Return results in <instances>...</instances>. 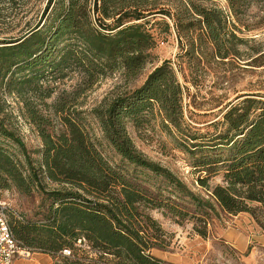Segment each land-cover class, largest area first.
<instances>
[{
	"label": "trees",
	"instance_id": "obj_1",
	"mask_svg": "<svg viewBox=\"0 0 264 264\" xmlns=\"http://www.w3.org/2000/svg\"><path fill=\"white\" fill-rule=\"evenodd\" d=\"M52 1L48 0L45 14ZM188 9L192 13L186 18L189 25L196 26V35L183 38L179 32L182 24L174 20L182 53L179 57L192 55L197 49L203 55L204 37L214 44L215 57L228 58L231 53L218 45L226 37L221 11L192 3L187 4ZM154 14L170 16L169 10L154 0H65L51 26L42 27L44 24L38 22L18 38L0 39V136L12 140L23 156L22 162L15 160L0 147V190L14 188L29 194L33 188L44 191L49 184L56 185L46 191L52 201L46 208L45 223L15 221L11 225L15 237L31 251L56 254L69 250L71 256L62 257L63 264H81L86 256L91 264H162L149 252L159 238L149 236L142 224L148 217L141 207L152 201L113 168L103 145L128 163L175 183L192 199H199L169 170L139 151L126 130L127 121L156 106L164 120L179 131L183 87L169 62L155 67L141 85L115 91L91 108L100 132L98 138L71 117L66 104L75 98L45 103L52 89L43 87L41 81L54 73L62 78L66 69L75 66L81 67L86 84H93L108 72L121 71L127 81L137 78L147 63L148 51L156 44L145 21ZM162 24L167 32L168 24ZM2 88L8 93L14 91L24 107V117L36 128L41 141L37 160L5 126L10 114L1 96ZM252 111L258 113L250 118ZM54 116L61 122L58 130L51 125ZM221 117L224 130L211 138L215 142L211 147L225 149L227 154L223 160L214 155L211 161L199 165L222 164L228 186L215 187L214 198L229 213H248L264 229V101L245 99ZM198 138L190 137V144L201 146L194 142ZM78 240H84L88 248L74 253L71 249Z\"/></svg>",
	"mask_w": 264,
	"mask_h": 264
},
{
	"label": "rangeland",
	"instance_id": "obj_2",
	"mask_svg": "<svg viewBox=\"0 0 264 264\" xmlns=\"http://www.w3.org/2000/svg\"><path fill=\"white\" fill-rule=\"evenodd\" d=\"M154 1L159 7L167 8L170 16L154 14L145 18L146 28L155 36L156 44L148 51L147 63L137 78L127 81L121 71L108 72L93 84H86L81 67L75 66L66 69L62 78L54 73L52 78L48 75L41 81L43 87L52 89L45 103L51 105L75 98L66 104L71 117L82 122L98 138L100 132L91 108L115 91L141 85L155 67L169 62L183 87L179 131L164 120L156 106L137 114L135 120L127 121L126 130L139 151L169 170L199 199H192L185 190L178 189L161 175L128 163L103 145V153L113 168L124 175L132 188L152 201V206L141 207L148 217L142 223L145 232L159 238L149 252L162 264H264V229L248 213L232 214L224 210L212 194L215 187L228 186L223 165H199L211 161L214 155L220 156V160L225 158V149L211 147L215 144L211 138L223 132L221 116L230 107L240 106L245 99L264 101V0ZM47 3L48 0H0V39L18 38L38 22L40 26L44 24L42 27L51 26L65 0H53L45 14ZM190 3L206 10L221 11L226 37L221 38L218 45L231 53L228 58L215 57L214 44L204 37L203 55L197 49L192 55L179 57L182 53L174 20L182 24L179 32L183 38L196 35V26L189 25L190 20L186 18L192 13L185 10ZM163 22L169 26L167 32ZM1 96L10 114L5 126L23 142L29 156L37 160L41 141L36 128L24 117L22 103L13 90L8 93L2 88ZM257 113L252 111L250 118ZM51 125L56 130L61 128L55 116ZM192 136L199 137L194 142L201 146L190 144ZM0 147L15 160L23 161L22 152L12 140L0 136ZM55 186L49 184L44 191L33 188L29 194L19 193L14 188L1 189L0 199L25 223L40 225L47 221L46 208L52 201L46 191ZM80 248L87 249L83 243L76 242L71 250L77 253ZM62 257L60 252L33 249L17 264H63ZM88 259L86 256L81 264H91Z\"/></svg>",
	"mask_w": 264,
	"mask_h": 264
},
{
	"label": "built area",
	"instance_id": "obj_3",
	"mask_svg": "<svg viewBox=\"0 0 264 264\" xmlns=\"http://www.w3.org/2000/svg\"><path fill=\"white\" fill-rule=\"evenodd\" d=\"M15 221H23V219L5 201L0 199V264H17L26 259L31 252L13 234L11 225ZM77 242L86 245L84 240ZM61 254L64 257L71 256L69 250H62Z\"/></svg>",
	"mask_w": 264,
	"mask_h": 264
}]
</instances>
